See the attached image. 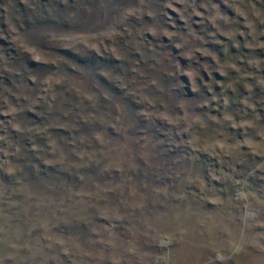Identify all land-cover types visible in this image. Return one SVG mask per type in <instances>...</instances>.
I'll return each instance as SVG.
<instances>
[{"label":"rangeland","instance_id":"374dc122","mask_svg":"<svg viewBox=\"0 0 264 264\" xmlns=\"http://www.w3.org/2000/svg\"><path fill=\"white\" fill-rule=\"evenodd\" d=\"M0 264H264V0H0Z\"/></svg>","mask_w":264,"mask_h":264}]
</instances>
